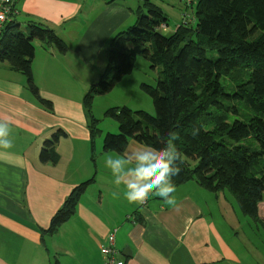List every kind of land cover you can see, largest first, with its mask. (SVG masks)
Masks as SVG:
<instances>
[{
	"label": "crops",
	"instance_id": "1",
	"mask_svg": "<svg viewBox=\"0 0 264 264\" xmlns=\"http://www.w3.org/2000/svg\"><path fill=\"white\" fill-rule=\"evenodd\" d=\"M90 1L16 0L11 20L20 29L31 20L46 24L68 50L35 42L33 80L53 111L39 103L23 73L0 61V122L9 123L13 143L0 149V264H103L113 230L112 247L124 264H264V202L256 226H243L225 193L195 181L177 186L171 204L154 195L129 203L114 185L105 157L141 144L104 151L101 133L93 147L83 99L105 69L109 39L130 16L117 0H99L100 11L88 9ZM59 130L66 136L58 159L41 162L45 141ZM91 180L74 215L54 235L43 233L71 192Z\"/></svg>",
	"mask_w": 264,
	"mask_h": 264
},
{
	"label": "trees",
	"instance_id": "2",
	"mask_svg": "<svg viewBox=\"0 0 264 264\" xmlns=\"http://www.w3.org/2000/svg\"><path fill=\"white\" fill-rule=\"evenodd\" d=\"M196 1L195 27L184 21L170 36L160 34L162 26H169L168 18L146 0V11L140 6L135 24L109 39L105 69L83 99L91 145L101 133L94 99L112 91L143 56L160 68L156 87L141 85L156 115L128 107L107 109L105 116L117 121L119 132L105 136L103 150L124 153L131 141L161 148L171 130L184 158L181 172L172 177L175 187L195 181L215 193L229 190L242 212L259 222L264 202V0ZM14 16L0 26V61L23 73L39 103L53 111L33 80L35 42L61 53L68 46L48 25L31 20L22 30L11 20ZM233 116L239 117L231 122ZM194 129H199L195 137ZM63 136L59 130L45 141L41 162H56ZM92 182L71 192L43 233L54 235L74 215Z\"/></svg>",
	"mask_w": 264,
	"mask_h": 264
},
{
	"label": "rangeland",
	"instance_id": "3",
	"mask_svg": "<svg viewBox=\"0 0 264 264\" xmlns=\"http://www.w3.org/2000/svg\"><path fill=\"white\" fill-rule=\"evenodd\" d=\"M94 1L96 0L88 2L87 8L100 11L101 3H99V0H97V3H95ZM145 1L146 0H117V8H125V12L128 16H130V19L126 20L125 26L117 28L114 31L113 36L118 32L125 30L135 24V21L138 17L137 11L140 6L145 9ZM150 2L155 4L157 7H160V9L164 12V15L168 18V28L163 29L161 27V29H159V32L162 35L170 36L184 21H187V23H189V25H191L192 27H195V25L197 24L195 16V8L197 5L196 0H193L192 5H189L186 0H150ZM61 36L63 37V39H65V41L73 40V38H70L64 34H62ZM159 71V67H153V65L143 56H139L137 57L133 72L125 76L124 81L118 83L109 93L96 96L93 104V114L99 120L98 129L103 134V141L108 133L116 134L119 132L117 121L113 118L105 116V111L109 108L128 107L132 110H144L151 115H156L153 100L142 90L141 85L147 84L151 87H156ZM236 117L239 116H233L231 118V122L234 121ZM112 125L118 126V130L116 132L110 131ZM101 133L98 134L95 140L96 144L99 142V136L101 135ZM245 143L250 144L254 147L258 146L257 143L253 140H246ZM219 193H225L227 195L230 202L237 211V214H239V222L243 226L245 224H251L253 227L256 226L258 222L254 221L249 215H244L245 213L242 212L237 198L231 191L225 190L224 192ZM260 233H264V231H260ZM253 238H256V234L254 232Z\"/></svg>",
	"mask_w": 264,
	"mask_h": 264
},
{
	"label": "clouds",
	"instance_id": "4",
	"mask_svg": "<svg viewBox=\"0 0 264 264\" xmlns=\"http://www.w3.org/2000/svg\"><path fill=\"white\" fill-rule=\"evenodd\" d=\"M11 133L9 123L0 122V149L13 146ZM198 133L199 129H194L192 135L195 137ZM176 140L177 134L170 130L161 148L145 144L121 155L105 157L104 164L113 176L114 185L118 190L123 187L124 198L129 203L142 205L151 195L163 199L165 203H174L172 194L176 187L172 177L181 172L180 165L184 163ZM119 195L120 191L113 192V196Z\"/></svg>",
	"mask_w": 264,
	"mask_h": 264
},
{
	"label": "built area",
	"instance_id": "5",
	"mask_svg": "<svg viewBox=\"0 0 264 264\" xmlns=\"http://www.w3.org/2000/svg\"><path fill=\"white\" fill-rule=\"evenodd\" d=\"M189 5H192L193 0H186ZM16 0H0V25L8 21L13 14L17 13L15 8ZM115 232L109 235V244L102 248L101 252L104 257L103 264H124L122 261L116 259L117 251L112 247L115 240Z\"/></svg>",
	"mask_w": 264,
	"mask_h": 264
},
{
	"label": "water",
	"instance_id": "6",
	"mask_svg": "<svg viewBox=\"0 0 264 264\" xmlns=\"http://www.w3.org/2000/svg\"><path fill=\"white\" fill-rule=\"evenodd\" d=\"M192 36V34H190V37Z\"/></svg>",
	"mask_w": 264,
	"mask_h": 264
}]
</instances>
